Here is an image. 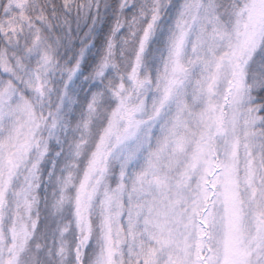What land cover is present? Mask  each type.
I'll use <instances>...</instances> for the list:
<instances>
[{"label":"snow or ice","instance_id":"obj_1","mask_svg":"<svg viewBox=\"0 0 264 264\" xmlns=\"http://www.w3.org/2000/svg\"><path fill=\"white\" fill-rule=\"evenodd\" d=\"M0 264H264V0H0Z\"/></svg>","mask_w":264,"mask_h":264}]
</instances>
